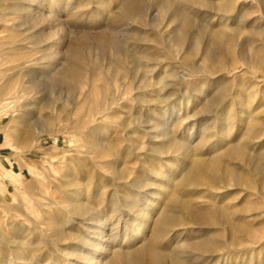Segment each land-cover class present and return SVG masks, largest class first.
<instances>
[{"label":"rangeland","instance_id":"obj_1","mask_svg":"<svg viewBox=\"0 0 264 264\" xmlns=\"http://www.w3.org/2000/svg\"><path fill=\"white\" fill-rule=\"evenodd\" d=\"M0 264H264V0H0Z\"/></svg>","mask_w":264,"mask_h":264}]
</instances>
